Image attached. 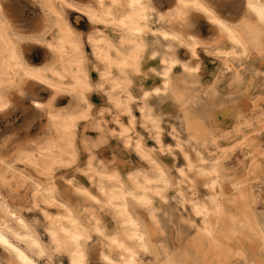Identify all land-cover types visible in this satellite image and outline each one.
I'll use <instances>...</instances> for the list:
<instances>
[{
	"label": "rangeland",
	"instance_id": "obj_1",
	"mask_svg": "<svg viewBox=\"0 0 264 264\" xmlns=\"http://www.w3.org/2000/svg\"><path fill=\"white\" fill-rule=\"evenodd\" d=\"M154 1L159 11L166 10L163 0ZM1 3L7 14L15 10L16 13L9 15V19L16 32L24 36L40 33L44 12L39 2L1 0ZM207 3L229 21L239 19L238 15L229 12L226 0H207ZM65 15L81 42L89 84L98 83L100 76L92 68L98 61L90 45L91 41L101 36L116 39L117 34L111 27L90 23L77 10L68 8ZM194 23L196 37L206 44V48L202 46L198 49V58L192 57L188 49L182 50V62H189L196 69L188 84L181 86L182 89H189L181 98L186 102V107L181 111L182 105L177 104L174 114H166L173 118L165 119L160 124L163 131L159 135L150 124L151 131L143 127L146 118L135 109L136 120L132 121L128 116L121 115L120 124L124 128H120L116 122V111H104L106 108L113 109V103L106 93H95L89 89L85 91V98L92 107L90 111H83L80 104L64 107L68 104V97H62L57 102V97L72 93H55L49 99L51 90L35 81L22 80L20 90L12 86L7 92L11 93V106L0 111L4 113L0 114V158H12L11 163L18 171L43 184L47 183L50 175L56 188L53 204L57 201L67 202L82 210L90 204L87 193H97V189L93 187L94 182L90 179V167L96 170V162L104 161L110 167L115 161L120 170L131 169L138 175L149 173L151 168L141 153L135 147L124 148L122 129H131L129 126L132 125L134 133L141 136L147 152H152L162 169L170 170L173 182L183 179L177 169H185L187 182L180 189L188 201L210 204L215 197L222 209L220 213L213 215L221 240L219 249H213L198 235L197 230L202 225L201 218L193 212L189 203H182L176 190H168V204L159 201V198L155 199V217L149 215L147 208H137L135 213L149 229L159 257H164L163 253H167L176 264H200L203 257H207V264H264L261 240L264 233V56L261 55L264 41L261 48H251L248 55L233 62L240 74L237 77L224 71L222 58L215 54L214 48L211 49L217 43L219 47L226 49L229 48V43L221 39L218 30L202 16H197ZM151 26L153 29L158 26L155 16L152 17ZM55 35L56 29L53 28L46 38L53 40ZM145 39L153 38L149 34ZM21 50L25 61L31 66H50L56 61L45 44L33 39L24 40ZM208 65L211 66V72L205 75L202 70ZM136 70H143L142 61ZM23 91L25 96L21 97L19 94ZM34 101L47 103H42L44 105L41 109L33 105ZM50 110L58 112L62 117L68 114H78L79 117L74 128L75 155L66 157L62 164L55 165L50 174H44L40 169H33L26 161H16L13 158L18 148L32 151L45 144L51 134L45 112ZM101 112L104 113L102 117ZM113 131L121 134L119 140L110 135ZM186 144L188 147L181 152L178 145ZM160 146L172 151L161 152ZM185 153L196 169L202 166L197 153L206 160L205 166H210L216 157H221L219 182L225 183L228 192H223L219 185L215 186L214 191L211 190L215 177L213 174L190 171ZM5 170V166L0 165V195L5 197L0 205L7 206L9 196L19 205L35 200L33 183L30 180L16 183L11 172L7 173ZM166 174L169 175V172ZM69 180L73 181L72 185H69ZM75 188H81L84 192L77 194ZM51 211L59 214L55 207ZM100 219L110 233L119 229L111 211L100 212ZM89 250L93 253L96 251L94 245ZM95 261L96 259L93 264ZM64 262L68 263L67 258Z\"/></svg>",
	"mask_w": 264,
	"mask_h": 264
},
{
	"label": "clouds",
	"instance_id": "obj_2",
	"mask_svg": "<svg viewBox=\"0 0 264 264\" xmlns=\"http://www.w3.org/2000/svg\"><path fill=\"white\" fill-rule=\"evenodd\" d=\"M163 2L166 5V10L159 11L154 6L153 0H97L101 9H106V6L111 5L117 15L121 9L127 11L131 3L145 7L151 5L154 11L158 10L161 13H166L182 4V0H174V4H170L169 0H163ZM226 2L229 4V12L238 15L239 20L247 18L249 24L258 31L260 36L264 37V18L256 13L257 8L264 9V0H226ZM73 3H76L75 0H68L65 6L71 8ZM184 11L187 13L186 22L179 17L171 19L157 17L158 27L155 31L151 27H147L148 23H152V21H148L144 33L134 34L130 38V42L133 44L131 52L136 51L135 42L139 40L143 44V55L129 54L126 57L127 50L117 49L115 63L98 61L92 65L94 71L99 74L100 80L95 84L90 83L89 90L100 94L106 93L109 98L121 97L120 104H114L113 109L106 108L104 110L105 112L116 111L117 123H120L121 115H126L135 121V109L146 118L143 127L151 131L152 129L149 127L151 123L158 135L163 131L160 124L165 119L173 118L166 114L169 112L174 114L177 104L182 105L181 111L186 107V102L181 98L189 89L186 87L182 89L181 86L188 84L190 75L181 70L182 53L187 48L183 41L191 42L192 38L197 36L195 34V18L202 16L206 19V17L190 7L185 8ZM219 14L225 21L230 22L224 15ZM161 20L166 22L160 23ZM109 22L112 21L109 20ZM149 34L153 39L146 40L145 38ZM153 45L157 47H153ZM261 55L264 56V51L261 52ZM170 56L175 57L174 63L177 65L175 70L169 64L168 57ZM136 60L142 61L143 70H136L134 67ZM113 68L117 70L118 74L112 72ZM202 71L205 75L209 74L211 66H206ZM52 75L55 78V73ZM32 81L51 90L52 95L49 99L55 95V91L50 86L40 81ZM117 82H119V87L116 86ZM19 95L24 97L25 92L23 91ZM62 97L70 98L64 107L80 104L83 106V111L91 110L92 105L89 100L84 99L79 93L57 97V102ZM47 101L42 103H47ZM42 103H36L35 106ZM45 114L47 115V112ZM100 115L102 117L104 113L101 112ZM129 127L133 132L135 131L132 125ZM173 130L175 131V129ZM110 135L118 140L121 137V134L115 131ZM178 147L181 152H184L188 145H178ZM124 148L132 149L133 145L127 143ZM152 151L155 152V150ZM160 151L171 152L172 150L161 147ZM185 158L187 159L186 153ZM151 163L153 168L148 171L154 174L156 179L142 183L143 173L138 175L131 169L120 170L115 161L110 167L106 166L104 161L96 162V170L91 172L90 179L94 182L93 187L97 189V193L96 195L87 193L90 204L88 207H83L82 210L70 206L67 202L57 201L53 204L54 198L50 196L29 200L23 205L17 204L15 199L9 196L8 205L0 207V264H64L65 258H67L68 264H93L90 261V256L86 255V249L93 245L97 252L95 264L97 261L100 264H127L121 241L126 238L129 231L127 228L128 216L125 215L123 220L118 219L119 229L110 233L100 219V212L114 207V202H118L122 208L131 209L134 213L137 208L142 206L141 201L145 194H150L153 200L159 198V201L168 204V190L179 191L180 186L187 182L184 168L177 169L183 179L173 182L174 178L171 177L170 170L159 169L155 160ZM188 168L190 171L198 172L191 161H189ZM77 171L80 169L77 168ZM161 171L169 172L167 184L162 183L160 179ZM68 183L72 185L73 181L69 180ZM75 192L81 194L84 190L75 188ZM4 199L5 197L0 195V204ZM52 207L59 210L60 214H53ZM152 212L153 210L149 209V215Z\"/></svg>",
	"mask_w": 264,
	"mask_h": 264
},
{
	"label": "bare ground",
	"instance_id": "obj_3",
	"mask_svg": "<svg viewBox=\"0 0 264 264\" xmlns=\"http://www.w3.org/2000/svg\"><path fill=\"white\" fill-rule=\"evenodd\" d=\"M19 3L25 0H17ZM33 1V0H32ZM39 2L44 12L43 26L35 36H24L16 32L9 15H14L15 10H11L7 14L5 7L0 0V111L6 110L11 106V93L8 94V90L13 86L14 88L21 89L22 80H36L45 85L50 86L55 93L69 92L72 94L79 93L84 99L85 91L89 89V77L85 67L84 51L80 40L76 37L69 21L65 15L66 2L68 0H34ZM71 10L81 12L87 17L88 21L93 24H102L107 27H111L117 34L116 39L108 38L107 36L97 37L91 41V47L93 48L94 56L97 61H105L109 64L115 63L116 50H127L125 56L131 54L134 56H141L144 53L143 44L137 40L135 42L134 53L131 52L133 44L130 42V38L134 34L144 33L146 31V23L152 21V17H166L171 19L173 17H179L186 22L187 13L185 8H192L199 11L207 21L218 30L219 37L225 39L229 43V48L222 49L219 47V43L213 45L211 49L215 51L217 56L221 57L224 64V71L231 72L239 77V72L234 65V61L238 60L241 56L248 55L251 48H261L263 44V37L260 36L253 26L249 24L247 18H241V20L225 21L214 8H212L207 0H183V3L177 7L161 13L158 10H153V6H142L139 4L131 3L127 11L119 10L117 15L111 5L106 6V9H101L97 3V0H75ZM29 3V2H28ZM154 6H156L153 0ZM170 4H174V0L169 1ZM255 7V5H253ZM6 12V13H5ZM103 13V15H102ZM256 13L261 16V9L257 8ZM111 20L112 22H109ZM219 21V23H216ZM166 21L161 20L160 23ZM233 22V23H231ZM236 22V23H235ZM152 23H148L147 27L152 28ZM158 27V26H157ZM156 27V28H157ZM56 29V35L53 40H47L46 35L51 29ZM155 31L156 29H153ZM33 39L37 43L45 44L49 51L55 56L56 61L50 66H31L25 61V57L22 54L21 48L23 47L24 40ZM203 42V41H202ZM196 36L192 38L191 42L187 40L183 41L187 45L189 54L198 58V49L202 46L206 48V44L202 43ZM217 42V41H216ZM25 46V45H24ZM24 49V48H23ZM210 49V47L208 48ZM256 50V49H255ZM169 64L172 69L175 70L177 65L174 63L175 57H168ZM140 60L134 62V67L137 69ZM117 73L115 68L112 69ZM182 70L190 75L194 76L195 68L192 67L189 62H182ZM55 73V78H53ZM22 77V78H20ZM57 79V80H55ZM38 84V83H37ZM119 87V82L116 83ZM114 104H120L121 97L109 98ZM34 106L39 101L33 102ZM44 104H38L36 108H43ZM143 115V114H142ZM78 114H68L60 116L56 111L50 110L47 113V118L50 126L51 134L44 145L33 149L32 151H26L18 148L14 153V160L26 161L29 165L33 166V169H40L44 174H50L57 164H62L66 157H73L74 153V128L77 124ZM120 128H124L122 124H118ZM150 126L153 130L155 127ZM127 130V131H126ZM123 141L125 144L131 143L133 147L141 153L143 159L147 162L150 168H153L151 161H156V166L163 170L158 161L152 155V152H147L144 142L141 136L132 132L131 129H122ZM160 134V133H159ZM158 134V135H159ZM161 144V141L158 140ZM138 145V147H137ZM161 147V146H160ZM15 151V150H14ZM221 157H216L210 166H205L206 160L199 154L200 166L198 172L213 174L215 177L212 182L211 190L214 191L216 185L220 186L223 192H228L225 187V183L219 182V162ZM12 158L6 160L0 158V165L5 166V171L11 172L12 178L16 183H26L28 180L33 183L34 186V199H38L43 196L53 197L55 200L56 188L53 183V177L47 178V183L43 184L35 179L28 178L22 172L18 171L11 163ZM190 158L187 155L186 162L189 165ZM192 163V162H191ZM224 165V164H223ZM93 172L95 169L90 167ZM210 170V171H209ZM144 181L154 180L156 176L152 173H143ZM186 174V172H185ZM167 176L165 171L160 172V179L162 183L167 184ZM182 177V176H181ZM183 178V177H182ZM176 192L180 195L182 203L186 205L190 204L193 212L199 216L202 220L201 227L197 232L202 241L208 242L213 249H219L221 240L216 227L213 222V215L221 212V206L217 199L213 197L211 203H201L188 201L183 195L181 189ZM230 192V191H229ZM182 193V194H181ZM245 196V195H244ZM144 201H150V203H142V207L152 209V217H155V205L152 196L145 194ZM159 200V199H158ZM115 206L110 207L107 211H111L116 218V221L123 220L124 216H128L127 228L129 231L126 234V238L121 241L124 246L123 254L126 257L127 264H176L173 259L167 256V253H163L164 257H159V254L155 250L151 233L149 229L141 221L140 217L131 209L122 208L118 202H114ZM0 207H6V205H0ZM141 207V208H142ZM60 214V213H59ZM117 214H119L117 216ZM120 227V225L118 224ZM261 233V232H260ZM262 246L264 249V233L261 235ZM86 255L90 256V261L94 262L97 257V252H91L86 249ZM207 257H203L200 264L206 263ZM68 262V261H67ZM99 262V261H98ZM64 264H68L65 263ZM100 264V262H99Z\"/></svg>",
	"mask_w": 264,
	"mask_h": 264
},
{
	"label": "snow or ice",
	"instance_id": "obj_4",
	"mask_svg": "<svg viewBox=\"0 0 264 264\" xmlns=\"http://www.w3.org/2000/svg\"><path fill=\"white\" fill-rule=\"evenodd\" d=\"M182 3H183V0H182ZM261 17L264 18V9H261ZM216 23H219V21H216ZM141 203H150V201H141Z\"/></svg>",
	"mask_w": 264,
	"mask_h": 264
}]
</instances>
